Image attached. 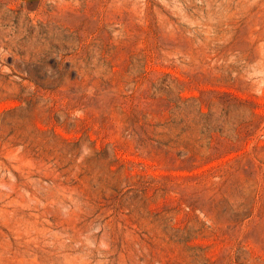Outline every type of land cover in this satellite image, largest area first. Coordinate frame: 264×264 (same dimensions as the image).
I'll list each match as a JSON object with an SVG mask.
<instances>
[{"label":"rangeland","instance_id":"obj_1","mask_svg":"<svg viewBox=\"0 0 264 264\" xmlns=\"http://www.w3.org/2000/svg\"><path fill=\"white\" fill-rule=\"evenodd\" d=\"M0 264H264V0H0Z\"/></svg>","mask_w":264,"mask_h":264}]
</instances>
